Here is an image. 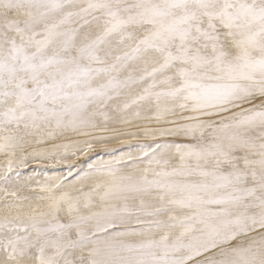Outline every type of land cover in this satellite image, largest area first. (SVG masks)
<instances>
[{
	"label": "snow or ice",
	"instance_id": "6c2138e0",
	"mask_svg": "<svg viewBox=\"0 0 264 264\" xmlns=\"http://www.w3.org/2000/svg\"><path fill=\"white\" fill-rule=\"evenodd\" d=\"M0 264H264V0H0Z\"/></svg>",
	"mask_w": 264,
	"mask_h": 264
}]
</instances>
